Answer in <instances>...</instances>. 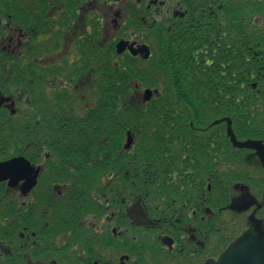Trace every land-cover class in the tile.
<instances>
[{
  "label": "flooded vegetation",
  "instance_id": "flooded-vegetation-1",
  "mask_svg": "<svg viewBox=\"0 0 264 264\" xmlns=\"http://www.w3.org/2000/svg\"><path fill=\"white\" fill-rule=\"evenodd\" d=\"M108 2L0 0V115L7 121L2 129L13 128L19 138L20 128H28L21 121L27 105L34 136L17 138L18 154L0 162L23 157L37 175L28 189L21 162L9 172L0 166V264H214L252 228L251 217L264 221V203L250 209L244 198L233 201L237 181L224 180L222 169L227 141H216L220 156L211 148L207 171L203 157L201 172L193 170L192 156L156 171L135 150L139 135L129 128L130 113L125 121L112 118L102 138L96 132L86 140L69 137V123L85 117L79 98L89 110L99 94L90 73L99 60H81L84 49L99 37L102 16L110 33L124 17L122 8ZM38 32L46 35L36 37ZM119 40L113 39L115 47ZM36 51L44 57H29L30 75L21 73L28 61L22 58ZM84 69L85 79L79 78ZM82 86L88 91L81 92ZM142 95L135 94L140 100ZM202 125L199 142L211 130V124ZM40 131L45 138L38 137ZM176 136L185 140L184 130ZM22 143L29 155L21 154ZM247 177L248 187H240L249 196L258 194L256 175Z\"/></svg>",
  "mask_w": 264,
  "mask_h": 264
},
{
  "label": "trees",
  "instance_id": "trees-1",
  "mask_svg": "<svg viewBox=\"0 0 264 264\" xmlns=\"http://www.w3.org/2000/svg\"><path fill=\"white\" fill-rule=\"evenodd\" d=\"M177 1L185 9V16H164L158 20L156 16L151 23L141 25L151 43L152 55L148 60L118 55L112 43L116 32L107 31L102 16L101 32L92 43L95 47L85 48L81 57L84 61L93 57L99 60L96 71H90L97 79L94 91L99 94L94 107L98 111L94 112V107L87 110L79 98L80 111L85 117L69 123L70 138L86 140L93 138L95 132L102 138L112 118L125 121L123 117L130 113L129 128L139 135L135 150L149 161L150 170L161 171L164 165L181 164L180 156H192L194 167H191L197 172H201L202 157L206 159L202 170L210 169L208 158L212 147L214 153L222 154V147L220 152L215 150L216 141L228 140L225 133L228 125L239 138L264 140V22L260 24L259 19H253L256 15L264 16V2ZM134 8L139 6L134 5ZM130 15L133 18L137 14L133 11ZM35 35L41 37L46 33ZM35 53L44 57L43 51L29 52L22 58L28 61L20 67L21 73L30 75L29 60ZM87 73L84 69L77 75L85 79ZM253 83H257V89ZM141 86L158 88L160 94L148 102L142 101L135 96ZM80 91L85 93L88 89L82 86ZM177 108L181 113H177ZM199 110L207 112L203 114ZM27 113L21 116V121L27 123L28 128H20L19 138L13 128L2 129L7 121L0 115V159L18 154L15 151L17 138L34 137ZM202 124H211V130L205 140L199 142L197 133ZM178 130H184L185 140L176 136ZM38 137L45 138V132L40 131ZM175 143L184 146L176 149ZM24 144L20 145L21 154L29 155ZM229 145V165L241 168L251 160L250 154L245 152L238 158L230 142Z\"/></svg>",
  "mask_w": 264,
  "mask_h": 264
},
{
  "label": "water",
  "instance_id": "water-1",
  "mask_svg": "<svg viewBox=\"0 0 264 264\" xmlns=\"http://www.w3.org/2000/svg\"><path fill=\"white\" fill-rule=\"evenodd\" d=\"M127 41H121L118 44V51H122L126 46ZM129 49L134 53H141L144 57L149 56V48L146 45H142L139 48H133V45L129 46ZM152 95V91L150 89L145 90V99H149ZM131 139H129V143ZM245 147H257L260 149L264 159V146H262L259 142L248 141L245 143L239 144ZM22 164V168H25L27 173V188H30L35 182V175H31V169L29 164L22 158L14 159L8 162V166L10 168H14L16 163ZM259 231V229H258ZM216 264H264V244L262 239V233L259 231L254 238H248L244 241L243 245H234Z\"/></svg>",
  "mask_w": 264,
  "mask_h": 264
},
{
  "label": "rangeland",
  "instance_id": "rangeland-1",
  "mask_svg": "<svg viewBox=\"0 0 264 264\" xmlns=\"http://www.w3.org/2000/svg\"><path fill=\"white\" fill-rule=\"evenodd\" d=\"M259 1L264 2V0H259ZM245 2H246V1L243 0L242 3L244 4ZM251 2H252V1H251ZM253 19H259V20H260V24H263L262 22H264V16H261V15H256V16L253 17ZM250 200H252L251 196H249V194H245V196H244V201H245V202H248V201H250Z\"/></svg>",
  "mask_w": 264,
  "mask_h": 264
}]
</instances>
